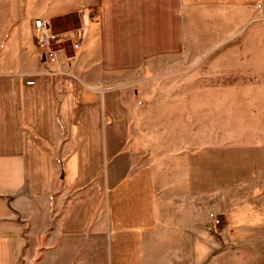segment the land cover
Masks as SVG:
<instances>
[{"label":"crops","instance_id":"0c3cea01","mask_svg":"<svg viewBox=\"0 0 264 264\" xmlns=\"http://www.w3.org/2000/svg\"><path fill=\"white\" fill-rule=\"evenodd\" d=\"M44 2L0 0V264H205L203 204L136 149L140 79L158 60L143 55L186 29L190 6L256 14L264 0ZM94 3L75 63L50 62L35 21L57 28Z\"/></svg>","mask_w":264,"mask_h":264},{"label":"rangeland","instance_id":"374dc122","mask_svg":"<svg viewBox=\"0 0 264 264\" xmlns=\"http://www.w3.org/2000/svg\"><path fill=\"white\" fill-rule=\"evenodd\" d=\"M52 3L45 0L46 12ZM212 7H188L186 29L168 44L146 46L143 56L158 60L140 79L136 149L164 182L187 183L190 198L203 204L205 264H264V12ZM99 18L94 3L50 27L84 31L85 42ZM61 39L55 48L76 61L81 49Z\"/></svg>","mask_w":264,"mask_h":264},{"label":"built area","instance_id":"2783aa9c","mask_svg":"<svg viewBox=\"0 0 264 264\" xmlns=\"http://www.w3.org/2000/svg\"><path fill=\"white\" fill-rule=\"evenodd\" d=\"M85 11V9L81 10ZM35 40L38 47L44 52L46 57L52 63H56L60 60V54L64 53L67 54V50L65 47L61 50L59 48H55L56 44L63 43L61 39L62 37L66 36L68 39H72V48L74 51H79L82 46L83 39L85 38V32L80 31H72L68 33H58L51 29L50 25L41 19H37L35 21ZM64 35V36H62ZM67 58L71 63L75 62V56L71 54H67Z\"/></svg>","mask_w":264,"mask_h":264}]
</instances>
